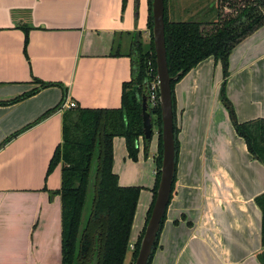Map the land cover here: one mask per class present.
I'll return each mask as SVG.
<instances>
[{
	"label": "crops",
	"instance_id": "obj_1",
	"mask_svg": "<svg viewBox=\"0 0 264 264\" xmlns=\"http://www.w3.org/2000/svg\"><path fill=\"white\" fill-rule=\"evenodd\" d=\"M175 1L168 0L171 21ZM149 15L150 0H0V264H62L63 163L49 169L64 113L72 102L122 107L135 35L146 44L152 38ZM229 71L237 120L264 119V25L236 45ZM223 75L211 56L174 86L176 186L152 264H261L255 198L264 193V164L220 97ZM137 145L133 159L126 138H114L119 184L141 187L126 264L154 201L157 127L147 152L143 136Z\"/></svg>",
	"mask_w": 264,
	"mask_h": 264
},
{
	"label": "trees",
	"instance_id": "obj_2",
	"mask_svg": "<svg viewBox=\"0 0 264 264\" xmlns=\"http://www.w3.org/2000/svg\"><path fill=\"white\" fill-rule=\"evenodd\" d=\"M152 5L153 0H150L151 34L154 24ZM165 5L169 71L172 76L182 72L178 80L172 81L176 173L171 202L176 186L179 155V126L174 86L192 68L208 57H214L223 66L224 77L220 97L230 111L238 135L244 138L250 153L264 164V119L240 123L227 96L230 55L237 44L264 25V0H215L212 8L205 10L206 16L213 13L215 16L213 20H209L208 17L206 18L208 20H205V15H202V18L189 21H171L168 17V0H165ZM132 61V80L124 85L121 108L70 107L64 113L63 142L57 147L49 169L52 171L63 163L62 185L58 190L62 198V264H126L141 187L119 184V177L113 170L114 138L125 137L130 156L133 159L137 158L139 152L137 141L144 135L142 102L144 95L149 94L148 82L152 80L149 61L154 67V77L157 76L153 34L148 44L144 43L138 34L135 35ZM38 82L42 87L53 85ZM37 91L38 89H34L26 96ZM14 101L15 99L11 102ZM149 111L152 114L153 127V116L156 117L160 155L156 158L159 170L154 201L146 224L156 198L163 153L160 103L155 107L149 106ZM144 139L147 152L150 139ZM96 160L94 194L90 202L88 194ZM255 201L262 210L261 233L264 245V193L257 196ZM166 219L167 211L148 264H152ZM145 227L135 244L133 253L135 261Z\"/></svg>",
	"mask_w": 264,
	"mask_h": 264
},
{
	"label": "water",
	"instance_id": "obj_3",
	"mask_svg": "<svg viewBox=\"0 0 264 264\" xmlns=\"http://www.w3.org/2000/svg\"><path fill=\"white\" fill-rule=\"evenodd\" d=\"M153 41L156 53L157 78L160 91V108L162 116V162L155 202L150 218L146 224L140 249L135 264H148L161 223L170 202L174 177L176 173V144L174 132V108L172 81L178 80L182 72L172 76L169 71L166 32L165 0H153ZM144 138L151 139L153 134L152 114L149 111L148 96L142 102Z\"/></svg>",
	"mask_w": 264,
	"mask_h": 264
},
{
	"label": "rangeland",
	"instance_id": "obj_4",
	"mask_svg": "<svg viewBox=\"0 0 264 264\" xmlns=\"http://www.w3.org/2000/svg\"><path fill=\"white\" fill-rule=\"evenodd\" d=\"M172 1H174V0H170V3ZM212 1L213 0H176L172 4V6H174V10H173V13H171L172 15H170V18L172 17L173 19H175V21H189L191 19H195L194 17H196L198 19L202 18V16L200 17V15H199L200 11L207 8V6H209V4ZM208 16L205 15L204 19L208 20V19H206ZM213 16L214 15H212L209 20H212L211 18H213ZM153 120H154V129H156V117L155 116H153ZM159 155H160V150L158 152V157H159ZM96 164H97V160L94 164V173L92 175V182H91V185L89 188V194L88 195H89L90 202H91V199H92L93 194H94L93 179H94V175H95V169L97 166ZM157 170H159V167ZM257 206L260 209L261 215H262V210H261L260 206L258 204H257ZM261 242H262V233H261ZM159 244H160V240H159ZM131 248H132V252L135 253V245L134 244L131 246ZM158 248H159V245H158ZM158 248L156 251H158ZM258 256H259L260 263L262 264V259L264 258V245H263V243L261 245V250H260V253L258 254ZM260 256H262V257L260 258ZM134 262H135V259H134V256L132 254L131 261L129 262V264H134Z\"/></svg>",
	"mask_w": 264,
	"mask_h": 264
},
{
	"label": "built area",
	"instance_id": "obj_5",
	"mask_svg": "<svg viewBox=\"0 0 264 264\" xmlns=\"http://www.w3.org/2000/svg\"><path fill=\"white\" fill-rule=\"evenodd\" d=\"M150 65V75L152 76V80L148 82V104L150 107H155L158 103H160V91L157 76L154 77V67L152 66V62L149 61ZM69 107H76L75 103H71Z\"/></svg>",
	"mask_w": 264,
	"mask_h": 264
}]
</instances>
